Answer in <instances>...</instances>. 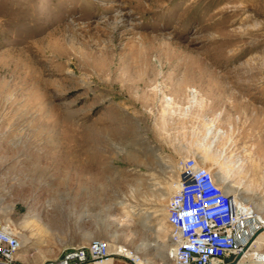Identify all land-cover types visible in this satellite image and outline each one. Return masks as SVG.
I'll return each instance as SVG.
<instances>
[{
    "label": "rangeland",
    "instance_id": "374dc122",
    "mask_svg": "<svg viewBox=\"0 0 264 264\" xmlns=\"http://www.w3.org/2000/svg\"><path fill=\"white\" fill-rule=\"evenodd\" d=\"M188 156L264 215V0H0V217L19 253L98 237L172 264L164 207ZM90 174L99 195L78 191Z\"/></svg>",
    "mask_w": 264,
    "mask_h": 264
},
{
    "label": "built area",
    "instance_id": "2783aa9c",
    "mask_svg": "<svg viewBox=\"0 0 264 264\" xmlns=\"http://www.w3.org/2000/svg\"><path fill=\"white\" fill-rule=\"evenodd\" d=\"M177 187L166 204L172 264H264V215L225 191L195 157L179 160ZM18 231L0 217V264H26L17 258ZM142 264L133 249L94 237L65 245L40 264ZM145 264V263H143Z\"/></svg>",
    "mask_w": 264,
    "mask_h": 264
},
{
    "label": "bare ground",
    "instance_id": "6f19581e",
    "mask_svg": "<svg viewBox=\"0 0 264 264\" xmlns=\"http://www.w3.org/2000/svg\"><path fill=\"white\" fill-rule=\"evenodd\" d=\"M195 96V95H194ZM195 99V98H194ZM210 125V124H209ZM212 126L213 125H210L208 128H207V133L209 134H211L212 133ZM214 130V129H213ZM78 176H79V174H78ZM83 177V176H82ZM219 177H221V176H219ZM218 178V177H217ZM69 179H70V177L69 178H67L66 176L65 177H62L61 178V180H59V189H57V191H54L53 193H52V195H51V201L53 202V204H52V211L50 212L51 213V216H50V223L52 224V225H57V226H60V222H61V217H60V215H61V200H63V196L61 195V193L62 192H64V188H66L67 186H69ZM103 176L102 175H95V177H94V174L93 175H89V177H86V178H82L81 180H79V184H77V186H78V191L80 192V193H83V192H89V194H91V196H92V194H95V192H97L98 193V195L99 194H101L102 192H103V188H104V183H103ZM221 179H223L222 177H221ZM111 180H113V179H111ZM110 180V181H111ZM114 182V181H113ZM135 186V185H134ZM119 187V186H118ZM118 187H117V189H118ZM176 187H177V182L176 183H174V184H172V183H170L169 185H168V190L169 189H171V190H175L176 189ZM229 187V186H228ZM228 187H227V189H228ZM60 188H62V189H60ZM135 188V187H134ZM69 189V188H68ZM115 189V188H114ZM229 190V189H228ZM139 191V190H138ZM172 191V192H173ZM64 194H66V193H64ZM260 204V203H259ZM258 205V204H257ZM264 208V207H263ZM161 209L162 208H160V209H158V208H153V209H150V211L151 212H153V215H159L160 213H163L162 211H161ZM164 212H165V207H164ZM166 213V212H165ZM34 219H32L31 221H27L26 223H24V225H23V227L24 228H29V232H30V237L32 238L33 237V234H34V229L32 228L33 227V225L34 224H36V222L37 221H34V220H36V217L34 216L33 217ZM4 219V218H3ZM4 221H6V222H9V221H7L6 219H4ZM9 223H11V222H9ZM12 224V223H11ZM15 228V227H14ZM60 230V229H59ZM18 235H19V237H20V241H21V247L23 246V244H24V242H26V239L24 238L23 239V237L20 235V233H18ZM25 240V241H24ZM112 243H110V245H111ZM119 245H122V244H120V243H118ZM135 251V250H134ZM136 252V251H135ZM39 255V254H38ZM37 256V255H36ZM17 257L18 258H21V259H26L28 262H31L32 264H35L36 263V260L35 259H29L28 257H27V255H26V253H17ZM41 257H42V260L44 259V257H43V253H41ZM141 262H142V264L143 263H145V261L144 260H142L141 259ZM103 264H111V259L110 258H108V259H105L104 261H103Z\"/></svg>",
    "mask_w": 264,
    "mask_h": 264
},
{
    "label": "water",
    "instance_id": "95a60500",
    "mask_svg": "<svg viewBox=\"0 0 264 264\" xmlns=\"http://www.w3.org/2000/svg\"><path fill=\"white\" fill-rule=\"evenodd\" d=\"M220 264H223V263H220ZM224 264H227V263H224Z\"/></svg>",
    "mask_w": 264,
    "mask_h": 264
}]
</instances>
